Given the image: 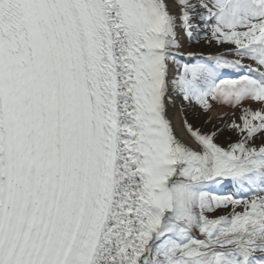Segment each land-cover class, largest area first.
Returning <instances> with one entry per match:
<instances>
[{
	"label": "snow or ice",
	"instance_id": "obj_1",
	"mask_svg": "<svg viewBox=\"0 0 264 264\" xmlns=\"http://www.w3.org/2000/svg\"><path fill=\"white\" fill-rule=\"evenodd\" d=\"M261 135L264 0H0V264H264Z\"/></svg>",
	"mask_w": 264,
	"mask_h": 264
},
{
	"label": "rangeland",
	"instance_id": "obj_2",
	"mask_svg": "<svg viewBox=\"0 0 264 264\" xmlns=\"http://www.w3.org/2000/svg\"><path fill=\"white\" fill-rule=\"evenodd\" d=\"M184 52L188 51L195 52L198 56L203 55L205 57L209 55H218L223 54L227 58H233L232 54L228 52V49L233 47L230 44H217L215 41L211 43L206 42L203 38L196 40L188 41L185 37L183 41ZM184 62L195 63V60H189L187 56L184 57ZM247 62V61H245ZM221 79H231L221 76ZM244 106H251L252 108L258 107L255 103L250 101H245ZM177 108L180 112L182 120L186 117L187 120L192 123L195 127L200 128L204 132L210 131V129L223 128L229 125L233 120L240 122L241 108L240 107H231L225 104H219L213 102V108L205 112L199 106L192 104L187 106L184 111L179 109V100L177 101ZM223 109L224 111L219 112L218 114L213 112L214 109ZM203 127V129H202ZM264 142V135L258 136L255 140L256 144ZM219 194V193H218Z\"/></svg>",
	"mask_w": 264,
	"mask_h": 264
},
{
	"label": "trees",
	"instance_id": "obj_3",
	"mask_svg": "<svg viewBox=\"0 0 264 264\" xmlns=\"http://www.w3.org/2000/svg\"><path fill=\"white\" fill-rule=\"evenodd\" d=\"M203 129V127H202ZM217 136H216V142L219 143L223 147H227L228 144L236 142L240 137L237 132L234 130L230 129L229 127L225 126L223 128H217V129H210L208 132L212 131H217ZM204 131V130H203ZM220 215L225 214L224 212L218 213Z\"/></svg>",
	"mask_w": 264,
	"mask_h": 264
},
{
	"label": "bare ground",
	"instance_id": "obj_4",
	"mask_svg": "<svg viewBox=\"0 0 264 264\" xmlns=\"http://www.w3.org/2000/svg\"><path fill=\"white\" fill-rule=\"evenodd\" d=\"M185 40V37L183 38L182 42ZM224 111L223 109H214L213 112L215 113H219V112H222ZM168 116H169V119L172 121V124L174 125L176 131H177V134L178 135H183V132H182V124H181V121H182V117L180 115V112L177 108V105L175 107H172L170 106L169 107V110H168ZM232 191H236V189L229 185L228 186Z\"/></svg>",
	"mask_w": 264,
	"mask_h": 264
}]
</instances>
